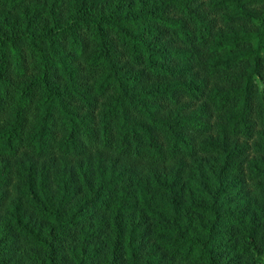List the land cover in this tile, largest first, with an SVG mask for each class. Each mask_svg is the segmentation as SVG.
<instances>
[{
	"label": "trees",
	"instance_id": "16d2710c",
	"mask_svg": "<svg viewBox=\"0 0 264 264\" xmlns=\"http://www.w3.org/2000/svg\"><path fill=\"white\" fill-rule=\"evenodd\" d=\"M0 264H264V0H0Z\"/></svg>",
	"mask_w": 264,
	"mask_h": 264
}]
</instances>
